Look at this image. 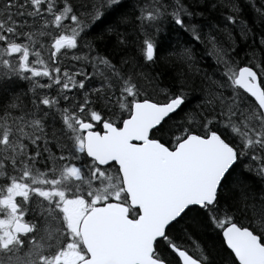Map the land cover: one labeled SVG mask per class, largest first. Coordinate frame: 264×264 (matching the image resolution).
Instances as JSON below:
<instances>
[{
    "label": "trees",
    "instance_id": "1",
    "mask_svg": "<svg viewBox=\"0 0 264 264\" xmlns=\"http://www.w3.org/2000/svg\"><path fill=\"white\" fill-rule=\"evenodd\" d=\"M36 3L63 13L59 26L64 28V35L75 36L77 47L63 62L74 69L61 65L48 71L49 77L41 73L32 87L35 95L40 89L43 93L45 89L62 90L60 98L62 94L75 101L79 96L87 105L107 112L117 108L127 111L119 103L123 95L130 101L125 106L137 100L161 104L181 97L183 103L154 129L153 139L170 145L173 136L178 142L190 133L207 135L214 131L238 151L215 202L187 208L156 241L153 256L166 264H181L171 248L174 245L206 264H239L222 236V230L232 223L250 228L264 243V140L259 149L245 146V138L251 133L244 122L248 114H255L257 122L262 115L256 103L235 84L237 70L249 66L264 88V0ZM149 46L154 49L151 57ZM56 57L53 62L58 61ZM92 72L90 80L82 75ZM66 76L72 84L84 81L83 88L66 89ZM98 80L100 88L96 87ZM27 93L16 81L0 84V115L10 109L9 100L24 104ZM50 121L53 147H69L61 128L54 124L58 122L56 115L52 114ZM255 128L260 129V125ZM138 213V209H130L132 218Z\"/></svg>",
    "mask_w": 264,
    "mask_h": 264
},
{
    "label": "flooded vegetation",
    "instance_id": "2",
    "mask_svg": "<svg viewBox=\"0 0 264 264\" xmlns=\"http://www.w3.org/2000/svg\"><path fill=\"white\" fill-rule=\"evenodd\" d=\"M19 6L20 0L11 4L7 0L1 8L0 28L6 29L0 33V50L7 51L9 59L0 60V72L6 70L0 73V84L12 80L24 88L25 83H35V76L30 79L16 72L21 48L16 39L22 22ZM8 28L16 30L12 33ZM24 89L28 91L24 104L9 100L10 109L0 115V264H80L89 257L81 235L86 216L112 202L126 206L129 215L132 208L119 167L90 157L85 136L102 135L106 124L121 128L130 113L117 107L107 112L87 105L79 96L75 99L79 103L66 111L65 102L72 101L46 89L44 102L31 109L26 101L30 102L33 90ZM39 110L41 115L32 118L31 113ZM52 114L68 141L67 148L51 144ZM249 118L248 114L244 119ZM86 125L89 128L84 129ZM247 130L253 134L248 126ZM175 141L173 136L166 145L174 149Z\"/></svg>",
    "mask_w": 264,
    "mask_h": 264
},
{
    "label": "water",
    "instance_id": "3",
    "mask_svg": "<svg viewBox=\"0 0 264 264\" xmlns=\"http://www.w3.org/2000/svg\"><path fill=\"white\" fill-rule=\"evenodd\" d=\"M153 51L149 46L150 57ZM235 80L264 117V88L256 71L244 66ZM182 103L181 97L163 104L137 101L121 128L106 124L102 135H86L88 155L102 165L117 164L130 205L139 208L141 214L131 219L127 208L118 202L94 208L81 227L89 257L80 264H166L153 256L156 241L190 206L215 202L225 175L237 159L235 149L219 133L211 132L207 137L190 133L174 150L149 138ZM222 236L239 264H264V244L251 229L232 223L222 230ZM172 249L181 264H206L185 250Z\"/></svg>",
    "mask_w": 264,
    "mask_h": 264
},
{
    "label": "rangeland",
    "instance_id": "4",
    "mask_svg": "<svg viewBox=\"0 0 264 264\" xmlns=\"http://www.w3.org/2000/svg\"><path fill=\"white\" fill-rule=\"evenodd\" d=\"M36 2L38 1L20 0L19 7H21V11L18 12V16H20V20H22V22L20 32L16 33V39L19 41L21 47L19 63L17 65L19 71L16 70V72L23 73L24 76L30 75V79L32 78V76H35L34 78L36 79L41 73L49 77L48 71H54L61 65H67L68 68H70V66H72L71 64L63 63L64 60L68 58L65 55H71V52H73V48L77 47V41L75 36L64 35V28L61 29L59 26L60 21L63 17V13L54 12L49 6L47 7L42 4H37ZM6 3L7 0H0V13L1 8ZM9 3L11 4L12 0ZM9 15L12 18V14L9 13ZM2 16L3 15H0V22ZM4 19L8 20L6 16L4 17ZM5 29L6 28H0V33L3 34V31H5ZM15 30V28H8V32L13 33ZM57 41H59L58 44H56ZM2 50L3 49L0 50V60L6 61L7 59H9L7 51ZM58 54H61V57H56L58 56ZM74 54L76 53H73L72 55ZM54 57H56V59L58 60L57 62H53ZM43 58L45 59L43 60ZM58 62L60 63L59 65ZM72 68L74 69V66H72ZM5 72L6 70H4L3 72L1 71L0 73L2 74ZM93 74L94 73L92 72L89 75L87 73H84L82 75L89 77L90 80L91 78H93ZM20 76L23 78L21 74ZM21 80L22 79H20V81ZM97 82L98 84L96 85V87L100 88V80H98ZM72 83L73 82L70 81L69 76L64 77L63 86L66 89L71 90L74 89V87L83 88L84 86V81L78 85ZM33 86H36L35 83H28V86H26L25 83L24 88L28 87V90H30ZM92 88L95 89V85H93ZM38 91L39 94L37 97L41 99V102H39V99L37 101L36 97H34V94H32L31 92V100L28 103L29 108L31 109L34 108V105H39V103H43L45 100V96L42 90L40 89ZM61 91L62 90H56L53 93L56 94L57 97L59 96V93ZM61 98L63 100H68L69 96L61 94ZM129 102V98H127V96L125 95H123V97L119 99V103L124 105L122 107L125 108L127 111L129 106L125 105H129ZM76 103L79 102L66 101L65 104H67L68 107H65L64 110L69 111L70 108H73ZM41 113V110L31 113L32 118L35 115L39 117ZM240 117L245 118V115L242 114ZM252 121L253 123L251 124ZM245 122L247 123L248 128H250L251 130L252 128H255L256 126L260 125V129H254L256 132L255 135L252 136L251 134H249L245 138V146L250 144L252 148L259 149V146L263 145L262 141L264 140V126L262 116L260 122H257L256 115L252 114V117H250L249 120ZM239 147L243 152L246 151V148H244L243 146L239 145Z\"/></svg>",
    "mask_w": 264,
    "mask_h": 264
},
{
    "label": "bare ground",
    "instance_id": "5",
    "mask_svg": "<svg viewBox=\"0 0 264 264\" xmlns=\"http://www.w3.org/2000/svg\"><path fill=\"white\" fill-rule=\"evenodd\" d=\"M243 67H244V66H243ZM241 68H242V67H241ZM251 68H252V67H251ZM239 69H240V68H239ZM239 69H238V70H239ZM238 70H237V72H238ZM237 72H236V75H237ZM236 75H235V78H236ZM259 81H260V80H259ZM235 84L237 85L236 80H235ZM237 86H238V85H237ZM238 87H239V86H238ZM239 88H240V87H239ZM240 89H241V88H240ZM241 90H242V89H241ZM242 91H243V90H242ZM243 92H244V91H243ZM244 93H245L246 95H248L246 92H244ZM248 96H249V95H248ZM249 97H250V96H249ZM177 98H178V97H177ZM144 100H148V99H144ZM137 101H142V100H137ZM137 101H134V102L132 103V105L129 106L128 111H129L130 115L132 114V106H133V104H134L135 102H137ZM254 102H255V101H254ZM166 103H167V102H166ZM255 103H256V102H255ZM161 104H163V103H161ZM256 105H257L258 109H259L260 112H261V115H262V121H263V126H264V117H263L262 110L260 109V107L258 106L257 103H256ZM129 109H130V110H129ZM169 116H170V115H169ZM169 116H168V117H169ZM168 117H166V118H168ZM164 120H165V119H164ZM164 120H163V121H164ZM163 121H162V122H163ZM160 125H161V124H160ZM157 127H158V126H157ZM157 127H156V128H157ZM156 128H155V129H156ZM153 130H154V129H153ZM153 130H152V131H153ZM152 131H151V132H152ZM212 132H214V131H212ZM210 133H211V132H209L207 135H200V136L207 137ZM195 134H196V133H195ZM198 135H199V134H198ZM183 139H184V138H183ZM183 139L179 140L178 142L175 141L173 147L176 148L177 145H178ZM85 140H86V136H85ZM224 140H225V139H224ZM225 141H226V140H225ZM226 142H227V141H226ZM229 144H230V143H229ZM230 145H231V144H230ZM231 146L235 149V151H236V155H237V158H238V151H237L236 147H234L233 145H231ZM236 160H237V159H236ZM235 163H236V162H235ZM235 163H234V164H235ZM234 164H233V165H234ZM233 165H232V166H233ZM230 169H231V168H230ZM228 172H229V171H228ZM228 172H227V173H228ZM205 205H206V204H205ZM205 205H204V206H205ZM103 206H104V205H103ZM204 206H203V207H204ZM98 207H100V206H98ZM125 207H126V206H125ZM130 207H132V206L130 205ZM96 208H97V207H96ZM126 208H127V207H126ZM132 208H133V209H138V210H139L138 216H137L136 218H132V217L129 215V213H127V215H128V217H130L131 219H134V220H135V219H137V218L139 217V215L141 214V211H140L139 208H135V207H132ZM132 208H131V209H132ZM127 210L129 211V209H127ZM176 220H177V219H176ZM249 229H250V228H249ZM253 233H255V232L253 231ZM255 234H256V233H255ZM256 235H258V234H256ZM258 236H259V235H258ZM259 237H260V236H259ZM260 240H261V238H260ZM261 242H262V240H261ZM262 244H264V243L262 242ZM172 246H174V245H172ZM172 246H171V248H172ZM175 247H176V246H175ZM172 250H173V249H172ZM193 258H194V257H193ZM195 259H196V258H195Z\"/></svg>",
    "mask_w": 264,
    "mask_h": 264
}]
</instances>
